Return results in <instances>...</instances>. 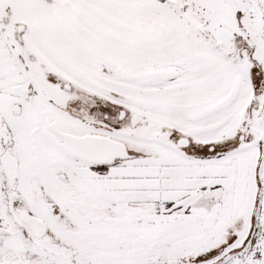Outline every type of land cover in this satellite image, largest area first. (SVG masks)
Returning a JSON list of instances; mask_svg holds the SVG:
<instances>
[{
  "label": "snow or ice",
  "instance_id": "snow-or-ice-1",
  "mask_svg": "<svg viewBox=\"0 0 264 264\" xmlns=\"http://www.w3.org/2000/svg\"><path fill=\"white\" fill-rule=\"evenodd\" d=\"M0 264H264V0H0Z\"/></svg>",
  "mask_w": 264,
  "mask_h": 264
}]
</instances>
